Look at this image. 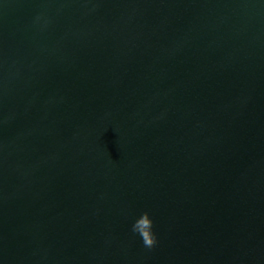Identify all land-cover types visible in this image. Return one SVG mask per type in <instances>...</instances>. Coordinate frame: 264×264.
Returning a JSON list of instances; mask_svg holds the SVG:
<instances>
[{"label": "water", "instance_id": "obj_1", "mask_svg": "<svg viewBox=\"0 0 264 264\" xmlns=\"http://www.w3.org/2000/svg\"><path fill=\"white\" fill-rule=\"evenodd\" d=\"M0 264H264V0H0Z\"/></svg>", "mask_w": 264, "mask_h": 264}, {"label": "clouds", "instance_id": "obj_2", "mask_svg": "<svg viewBox=\"0 0 264 264\" xmlns=\"http://www.w3.org/2000/svg\"><path fill=\"white\" fill-rule=\"evenodd\" d=\"M132 231L138 234L146 248H152L157 243L154 232V219L150 212H143L132 224Z\"/></svg>", "mask_w": 264, "mask_h": 264}]
</instances>
